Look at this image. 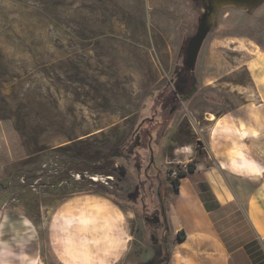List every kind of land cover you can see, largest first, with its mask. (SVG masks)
Segmentation results:
<instances>
[{"label":"rangeland","instance_id":"1","mask_svg":"<svg viewBox=\"0 0 264 264\" xmlns=\"http://www.w3.org/2000/svg\"><path fill=\"white\" fill-rule=\"evenodd\" d=\"M234 46L264 47V0H0V209L35 225L38 264H163L162 188L174 264L168 169L212 163L205 117L252 86Z\"/></svg>","mask_w":264,"mask_h":264},{"label":"crops","instance_id":"2","mask_svg":"<svg viewBox=\"0 0 264 264\" xmlns=\"http://www.w3.org/2000/svg\"><path fill=\"white\" fill-rule=\"evenodd\" d=\"M237 46L231 48L239 49ZM239 56L244 58L242 65L250 73L252 86L237 108L222 114L210 112L205 117L211 131L200 136L206 141L207 159L212 163L206 169L198 165L193 178L182 177L172 201L175 235L185 232V238L178 242L182 246L177 250L178 243L174 246V264H254L245 244L229 250L233 240H241L242 232L229 237L230 228L221 229L223 223L246 222L264 249V47L255 49L253 55ZM201 184H207L204 193L209 208L201 196ZM1 214L0 264H38L35 225L19 211L0 209ZM65 256L66 264H98L87 253L84 257ZM112 257L110 254L101 264H112Z\"/></svg>","mask_w":264,"mask_h":264},{"label":"trees","instance_id":"3","mask_svg":"<svg viewBox=\"0 0 264 264\" xmlns=\"http://www.w3.org/2000/svg\"><path fill=\"white\" fill-rule=\"evenodd\" d=\"M186 166H187V170L179 169L177 171V176L173 175V172L176 171L175 168H169L168 169V172H169L168 177L172 180V184L176 190V193L179 192V187L181 185V178L182 177H186V176H189L191 178L194 177V173H195L196 168H197L196 163L194 161H190L187 163ZM91 172L99 173L98 171H95V170H91ZM201 187L203 190L201 192V196L205 202L206 207L209 208L210 205L208 204L207 198H206L207 194L204 193V191L207 190L206 189L207 184H201ZM163 189L164 188H162L160 192H161L162 202L164 203V207H166V204H165V200H166L165 199L166 198L165 193L166 192ZM232 224H234V223H232ZM221 227H222V224H221ZM224 228H230L229 237H234L235 235L238 234V231H239V233L242 232V235L239 236V238H241V240H237V241L233 240V242H235V244L233 246L228 247L230 251H234L235 249H238V247H240L241 245L245 244L244 248L248 251V253L252 257L253 263L254 264H264V249H263L262 245L260 244V242L253 235L251 229L246 224V222L241 221L240 223L234 224V225H230L228 223H223V227L221 229H224ZM231 231H233V233H231ZM177 237L180 240L184 239L185 238V232L179 231L177 234ZM237 238H238V236H237ZM165 247L167 249V253L165 255V264H169L170 252H168V247L167 246H165Z\"/></svg>","mask_w":264,"mask_h":264},{"label":"water","instance_id":"4","mask_svg":"<svg viewBox=\"0 0 264 264\" xmlns=\"http://www.w3.org/2000/svg\"><path fill=\"white\" fill-rule=\"evenodd\" d=\"M209 24L207 20H204L202 26L200 27V30L198 31V33L194 36V38L192 39L191 42V46L189 49V53H190V57L191 58H195L198 52V48L200 47L205 34L208 30Z\"/></svg>","mask_w":264,"mask_h":264},{"label":"flooded vegetation","instance_id":"5","mask_svg":"<svg viewBox=\"0 0 264 264\" xmlns=\"http://www.w3.org/2000/svg\"><path fill=\"white\" fill-rule=\"evenodd\" d=\"M159 196H160V207H161V212L163 213L164 215V225H165V231L167 230V232L164 234V238H163V245H164V255H163V264H165V255L167 253V249L165 246L168 247V252H170V256H169V264H171V261H172V252H171V249L169 247V244H168V240L166 238V236L168 235V231L170 230V226L168 224V218H167V206L164 207V203L162 202V198H161V192H158ZM166 199V198H165ZM165 204H166V201H165ZM172 204V202H171ZM166 235V236H165Z\"/></svg>","mask_w":264,"mask_h":264},{"label":"built area","instance_id":"6","mask_svg":"<svg viewBox=\"0 0 264 264\" xmlns=\"http://www.w3.org/2000/svg\"><path fill=\"white\" fill-rule=\"evenodd\" d=\"M173 175H174V176H177V171H174V172H173Z\"/></svg>","mask_w":264,"mask_h":264}]
</instances>
